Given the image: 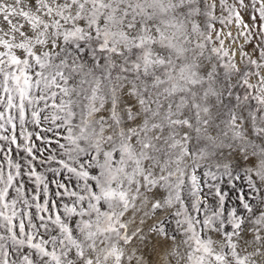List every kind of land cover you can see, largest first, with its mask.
Returning a JSON list of instances; mask_svg holds the SVG:
<instances>
[{
    "label": "snow or ice",
    "instance_id": "6c2138e0",
    "mask_svg": "<svg viewBox=\"0 0 264 264\" xmlns=\"http://www.w3.org/2000/svg\"><path fill=\"white\" fill-rule=\"evenodd\" d=\"M0 264H264V0H0Z\"/></svg>",
    "mask_w": 264,
    "mask_h": 264
}]
</instances>
